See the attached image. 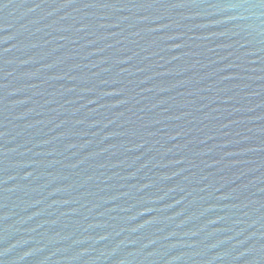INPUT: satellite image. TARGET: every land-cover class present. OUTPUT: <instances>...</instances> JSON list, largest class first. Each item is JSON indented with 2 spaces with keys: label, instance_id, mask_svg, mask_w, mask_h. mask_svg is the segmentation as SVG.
<instances>
[{
  "label": "water",
  "instance_id": "95a60500",
  "mask_svg": "<svg viewBox=\"0 0 264 264\" xmlns=\"http://www.w3.org/2000/svg\"><path fill=\"white\" fill-rule=\"evenodd\" d=\"M0 264H264V0H0Z\"/></svg>",
  "mask_w": 264,
  "mask_h": 264
}]
</instances>
